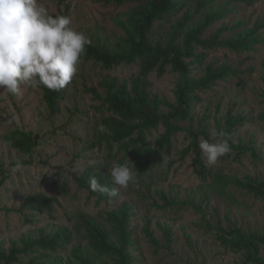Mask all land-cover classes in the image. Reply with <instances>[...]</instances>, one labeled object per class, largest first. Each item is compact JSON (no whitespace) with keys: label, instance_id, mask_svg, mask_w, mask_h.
Here are the masks:
<instances>
[{"label":"rangeland","instance_id":"obj_1","mask_svg":"<svg viewBox=\"0 0 264 264\" xmlns=\"http://www.w3.org/2000/svg\"><path fill=\"white\" fill-rule=\"evenodd\" d=\"M172 0V8L158 20L150 34L154 42L166 43L177 32L181 42L185 33L207 15H214L204 36L218 39L252 33L258 42L249 51L223 47L204 49L201 57L186 58L189 76L196 80L207 65H228L230 73L208 88L196 90L189 116L175 122L181 127L169 143L162 142L165 126L150 129L145 140L152 150V162L140 170L129 150L120 149L110 139L102 117L112 115L94 92L105 95L102 83L115 79L129 89L139 65L122 63L110 69L82 58L77 75L63 88L59 113L51 117L40 88L22 86V95L0 89V248L6 252L13 244L48 235L61 229L70 232V242L51 254L55 264H84L78 258L90 256L94 264H117L113 259L95 256L89 246L82 217H89L117 243V233L108 218L121 209L128 210L130 264H243L245 251L232 250L221 243L219 234L232 229L264 236V199L248 192L236 181L264 182V0ZM52 15L71 18L72 28L84 32L92 42H123L132 32V16L139 1L126 0H41ZM191 60V62H190ZM182 75L169 65L159 75L149 73L150 95L164 104L176 102L175 91ZM228 118L239 119L232 142L239 148L210 165L199 148L200 138L224 131ZM17 131L29 135L35 145L29 153L13 147ZM198 134V148L209 172L199 174L192 137ZM244 151V152H243ZM137 181L119 189L118 196L92 191L90 178L102 185L112 184L109 171L114 162H131ZM19 162L22 167L15 168ZM102 176L105 182H100ZM82 180V183L78 182ZM52 199L49 212L18 211L30 195ZM166 197V200L162 196ZM173 201L168 204L167 201ZM264 257V245H260ZM34 254H20L13 264H27ZM0 264H3L0 262ZM252 264V263H246Z\"/></svg>","mask_w":264,"mask_h":264},{"label":"trees","instance_id":"obj_2","mask_svg":"<svg viewBox=\"0 0 264 264\" xmlns=\"http://www.w3.org/2000/svg\"><path fill=\"white\" fill-rule=\"evenodd\" d=\"M118 2L126 0H115ZM142 3L143 8H137L132 16V32L127 35L123 42L115 43L110 47L108 44L92 42L86 48L84 59L94 60L102 64L104 68L110 69L122 63H138V73L131 80L129 89L126 85L118 83L115 79H106L102 86L106 89L105 95L101 96L94 92L95 97L101 101L107 111L112 115L102 117L103 123L110 131V139L119 143L120 149L129 150L135 167L139 170L147 167L152 162V150L146 143L145 135L159 124L165 126V131L161 136L162 142L169 143L170 138L181 127L175 124L177 121L185 120L191 110L196 90L208 88L218 80H224L231 72L228 65L213 67L207 65L205 74L194 80L189 76L188 63L186 58L201 57L203 54H196L197 46L204 49L223 47L239 52L249 51L259 41L252 33L240 31L237 36L218 39L217 34L211 37L204 36L214 15H207L204 21H198L194 27L189 29L181 42L178 41L177 32L172 33L166 43L154 42L150 34L155 23L162 19L172 8V0H135ZM257 0H248L253 3ZM264 23H258L254 29L259 30ZM191 62V60H190ZM169 65L173 72L182 75L180 83L175 91L176 102H164L169 107L168 111L160 110L158 101L150 95V82L147 76L154 69L161 75L165 67ZM264 81V77H263ZM42 99L46 104L51 117L59 113L60 101L63 98V88L59 91H51L46 87H40ZM264 118V113H263ZM239 123V119L228 118L225 132L228 133L232 151L239 147L232 142L234 127ZM192 137V147L195 152V161L199 174L206 176L208 169L204 164L198 148V134L189 133ZM13 147L20 151L29 153L35 145L29 135L17 131L12 139ZM232 151L223 156L228 157ZM244 152V151H243ZM24 163V162H19ZM8 178V172L0 179V184ZM100 182H105L102 176H98ZM78 182L82 183L81 179ZM236 183L256 196L264 199V182L250 183L236 181ZM109 188V184H106ZM104 194V193H103ZM105 199L112 200L107 194ZM164 200L166 197L162 196ZM168 204L173 201L168 200ZM18 211L29 210L32 212H42L52 210V199L42 194L28 196L17 209ZM89 246L95 256L113 259L117 264H130L129 246L131 235L128 229L129 215L126 208L118 213L112 214L108 222L117 233V243L110 240L109 233L99 223L94 222L89 217H82ZM221 243L227 245L232 250L245 251L244 262L252 264H264V257L260 255V245H264V236H256L251 233H243L240 229H232L228 236L218 235ZM70 232L61 229L48 235L41 234L37 238H29L23 241L19 247L16 244L8 252L0 248V262L3 264H13L18 261V255L34 254V257L27 264H55L51 260V254L59 248H63L70 242ZM78 258L84 264H94V259L90 256L83 257L78 254Z\"/></svg>","mask_w":264,"mask_h":264},{"label":"clouds","instance_id":"obj_3","mask_svg":"<svg viewBox=\"0 0 264 264\" xmlns=\"http://www.w3.org/2000/svg\"><path fill=\"white\" fill-rule=\"evenodd\" d=\"M71 24L67 15L50 14L41 0H0V89L22 95V86L59 91L68 85L92 43ZM229 140L225 131L200 138L199 148L210 165L232 151ZM133 168L132 162H114L109 174L118 187L109 188L92 176L90 188L116 197L119 189L137 181Z\"/></svg>","mask_w":264,"mask_h":264}]
</instances>
